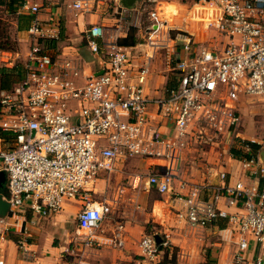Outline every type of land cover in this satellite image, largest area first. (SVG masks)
<instances>
[{
  "label": "built area",
  "instance_id": "obj_1",
  "mask_svg": "<svg viewBox=\"0 0 264 264\" xmlns=\"http://www.w3.org/2000/svg\"><path fill=\"white\" fill-rule=\"evenodd\" d=\"M217 1L219 14L206 20L205 28L214 27L226 41L212 49L192 48L190 37L183 42L184 54L173 65L177 85L155 101L157 123L152 122L144 85L154 53L169 40V30L155 4L147 12L143 43L151 52L145 61L136 66L116 40L100 44L104 29L94 24L85 30V44L97 64L89 72L78 55L56 54L47 47L45 41L58 39V31L36 17L38 5L29 7L33 18L27 27L24 76L11 88L0 89V130L6 133L0 138V170L6 176L2 198L9 203V214L23 208L40 217L58 213L66 199L79 201L76 220L83 233L71 249L72 264L84 263V248L93 246L94 232L110 213L109 202L93 195L98 179L120 171L129 157L161 159L163 170L149 175L147 182L161 193L173 191L188 146L220 144L224 137L236 136L241 120L236 102L241 96L264 103V0ZM147 2L156 0H143ZM74 7L87 10L81 1ZM16 55L0 50V62H13ZM80 77L82 84L77 83ZM161 121L172 122L171 135L161 131ZM242 161L264 176L260 161ZM219 177L223 182L207 189V198L205 186L189 185L185 211L179 215L194 228L225 219L237 236L235 264H264V188L228 185L224 172ZM186 185L179 181L180 188ZM220 199L236 211L221 208ZM121 228L114 232L118 246L123 244ZM139 246L149 260L159 253L153 235H144ZM20 249L27 255L23 242Z\"/></svg>",
  "mask_w": 264,
  "mask_h": 264
},
{
  "label": "crops",
  "instance_id": "obj_2",
  "mask_svg": "<svg viewBox=\"0 0 264 264\" xmlns=\"http://www.w3.org/2000/svg\"><path fill=\"white\" fill-rule=\"evenodd\" d=\"M77 1L86 3L87 10L83 7H74ZM159 2L162 0H156L155 7L158 8ZM139 3H143V0H136L129 7H124L120 0H24L16 13L29 16V26L33 18L29 7L33 4L39 6L36 17L43 24L52 23V27L58 31L57 47L52 48L56 54L70 53L69 49L75 48L71 44H63L64 41H70L75 45L83 43L87 48L85 30L94 24L101 25L105 34L103 39H98L100 44L104 40L134 41L133 44L121 46L126 48L137 66L142 64L146 54L151 52V48L143 43L148 19L138 9ZM199 3L196 5L203 7L200 12L196 11L199 14L202 15L204 13L202 10L207 7L214 8V14H219L217 0H201ZM212 12L213 10L211 14ZM200 19L203 22L202 26H205L207 19L205 20L204 16ZM28 26L18 30L16 25L17 34L22 33L21 38L18 35V41L21 42L20 46H24L21 50L13 51L18 53L16 57L14 56L13 62L3 66L25 65L29 48ZM165 27L169 30V40H164L165 46L154 53L144 85V93L151 100L148 109L155 117L153 123L160 120L158 116H155L156 99L165 96L177 85L178 73L173 69V65L184 54L183 42L190 37L193 43H196L203 37L202 31H197L194 23H185L183 30L177 26L179 31L176 32H170L166 24ZM211 28H213L211 29L213 35H206L207 42L212 39L210 46L223 45L225 38L219 36L214 27ZM171 33H175V37H172ZM65 35L68 36L67 39L63 38ZM195 46L193 45V48ZM83 60L86 72L96 69L97 64L92 62V54L90 58ZM77 83L82 84L83 77L78 78ZM250 99L253 98L241 96L236 102L241 118L236 136L228 135L220 144L193 143L183 151L178 163V176L174 181L173 191L161 193L147 182L149 175L163 170L164 162L161 159L136 156L127 158L119 167L120 171L114 173L118 176L126 173L128 176V179L118 186H114L110 181L114 174L109 178L98 179L93 195L96 199H105L109 202L110 213L107 220L103 221L94 232L93 246L84 248L86 250L84 264H164V259L166 264H235L237 236L232 232L230 223L225 219H219L206 227L194 228L179 214L185 211L184 196L187 194L189 185L205 186L206 192L203 196L207 198V189L223 182L219 177L222 172L225 173L224 182L228 185L232 186L236 182H241L245 187L264 188V176L260 177L259 174L250 171L242 161V158H254L264 165V145L260 144L261 133L257 138L258 132L254 133L255 129L253 130L250 122L247 124V129L241 131L246 125L240 105ZM160 125L165 135L172 134L171 121H161ZM245 141L259 145L255 154H250ZM2 146L6 145L2 143ZM233 152L238 153L237 156ZM248 154L250 155L247 157ZM132 166L137 169L132 170ZM250 169L253 170V168ZM136 172L144 174V181L136 180L133 176ZM179 181L186 182L188 186L180 188ZM79 206V201L66 199L59 212L48 217L37 216L29 209L23 208L18 209V213L14 215L7 212L0 232L1 264H72L73 258L70 252L72 248H75L76 240L83 231L78 228L77 221H67L66 218H69L74 208H77L78 212ZM219 206L230 212L236 211L233 206L226 207L224 199H220ZM119 226L122 227L123 244L121 246L116 244L114 236ZM148 234L157 235L160 239L158 246L162 245L158 247L159 253L154 260L142 256L139 246L141 238ZM22 242L28 249L25 256L20 249ZM202 243L210 247L206 254L202 253L200 246ZM250 257L252 252L249 254ZM244 264L255 263L249 260Z\"/></svg>",
  "mask_w": 264,
  "mask_h": 264
},
{
  "label": "rangeland",
  "instance_id": "obj_3",
  "mask_svg": "<svg viewBox=\"0 0 264 264\" xmlns=\"http://www.w3.org/2000/svg\"><path fill=\"white\" fill-rule=\"evenodd\" d=\"M1 1L2 0H0V45L6 44V45L14 48V50L15 49L21 50V49H23L24 45L20 46L21 42L18 41V35L20 37L22 35V33L17 34V29H16L17 13L9 10L8 7H6L4 4H2ZM200 1L201 0H193V2H192V0H162V2H159L158 8L155 7V9L159 13V15L162 16V19H164L165 24L170 29V32L171 31L172 32L179 31L178 27L180 28V30L185 29V23L186 24H190V23L193 24L194 23L196 25V30L199 32L202 31L203 37H201L200 40L198 39L196 43H192V48H193V45H196L194 47V49L202 48V47L212 49L213 46L212 45L210 46V44H212V39L209 42H207V40L205 38H206L207 34L213 35V32L211 30L213 28L210 27V29H206L205 26H202L203 22L200 21L201 20L200 18H201V16H204L205 20L206 19L211 20V19H214L216 17V14H214V8H212V7L204 8L202 10L204 13L202 15L199 14L198 12H200L203 7L200 5H196V3H199ZM154 4L155 3H153V2H147L145 4L139 3L138 9H140V11L142 12V15H145V18H147L148 17L147 12L154 7ZM212 10H213V12L211 14ZM196 11H198V12H196ZM195 13H196V16L194 17ZM206 17H209V18H206ZM173 34L171 33V36L175 37V33H173ZM63 38L67 39L68 36L65 35V36H63ZM66 43L71 44L73 47H75V48L69 49L70 54H72L71 56L78 55L81 59L90 58L91 54L88 51V49L84 46L83 43L80 45L79 44L75 45L74 43H72L70 41H64L63 44H66ZM0 67H3L2 62H0ZM240 110H241V114L243 116V121L246 125L241 129V131L247 129V127H248L247 124L250 122V124L253 127V130L255 129L254 133L256 131L258 132L256 134V136H257V138H259L260 133L262 132V129H263V125H264V103L257 100V99H252V100L250 99L249 101H246L245 103L240 105ZM133 169H137V168L132 166V170ZM118 171H119V169L116 170V172H118ZM115 176H117V178ZM133 176L136 178V180L142 179L144 181V178H143L144 174H142V173L136 172V174ZM137 176H140V177H137ZM117 179H118V182H117ZM127 179H128V176L126 175V173H124L122 175L120 174V176H118V174L117 175L114 174L111 177L110 181L114 184V186H118V185L123 184ZM143 185H144V183H143ZM76 213H77V208H74V210L70 214L69 218H66V220L67 221H77L76 220ZM108 217L109 216L107 215L103 221H106ZM200 246L202 248L203 254H206V252L210 249V247L206 243H202V244H200ZM71 257L74 260V257L73 256H71ZM83 260H84V258H83Z\"/></svg>",
  "mask_w": 264,
  "mask_h": 264
},
{
  "label": "trees",
  "instance_id": "obj_4",
  "mask_svg": "<svg viewBox=\"0 0 264 264\" xmlns=\"http://www.w3.org/2000/svg\"><path fill=\"white\" fill-rule=\"evenodd\" d=\"M1 2L6 7H8L9 10H11L12 12H16L17 8L24 2V0H2ZM29 20H30L29 16L17 14V29L21 30L25 28L26 26H28ZM116 42L119 45H127V44L134 43V41L128 42L123 39H118L116 40ZM57 43L58 41L56 39H49L45 41V44L47 45V47H50V48H56ZM0 50L16 51V49L14 50V48L6 44L0 45ZM24 73H25V69H24V66H22L21 64H16L13 67H5V66L0 67V89L11 88L13 83H16L17 81L22 79V77L24 76ZM5 137H6V133L0 130V138H5ZM244 143L248 145L250 154H255L257 152L259 148V145L257 143L250 142V141H245ZM233 154L236 155L238 153L233 152ZM250 154H248L247 157ZM160 246L162 245H159L158 247L160 248ZM163 263L166 264L165 259Z\"/></svg>",
  "mask_w": 264,
  "mask_h": 264
},
{
  "label": "water",
  "instance_id": "obj_5",
  "mask_svg": "<svg viewBox=\"0 0 264 264\" xmlns=\"http://www.w3.org/2000/svg\"><path fill=\"white\" fill-rule=\"evenodd\" d=\"M136 0H120L121 4L124 7L131 6ZM5 182H6V176L3 170H0V216L4 217L9 208V203L2 198V194L4 193L5 188ZM156 244L159 243L160 239L157 235L153 236Z\"/></svg>",
  "mask_w": 264,
  "mask_h": 264
}]
</instances>
